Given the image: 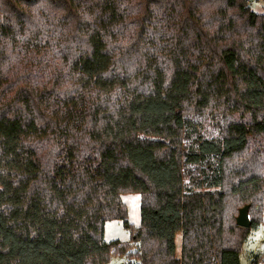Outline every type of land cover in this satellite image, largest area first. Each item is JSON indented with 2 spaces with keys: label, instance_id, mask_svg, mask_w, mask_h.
<instances>
[{
  "label": "trees",
  "instance_id": "trees-1",
  "mask_svg": "<svg viewBox=\"0 0 264 264\" xmlns=\"http://www.w3.org/2000/svg\"><path fill=\"white\" fill-rule=\"evenodd\" d=\"M250 1L0 0V264H240L264 203ZM126 192L140 223L106 241Z\"/></svg>",
  "mask_w": 264,
  "mask_h": 264
},
{
  "label": "rangeland",
  "instance_id": "rangeland-1",
  "mask_svg": "<svg viewBox=\"0 0 264 264\" xmlns=\"http://www.w3.org/2000/svg\"><path fill=\"white\" fill-rule=\"evenodd\" d=\"M250 8L254 12L263 13L264 12V0H251ZM29 72V70H27ZM261 137H253L249 142V149L256 150L259 149L263 155L264 162V141L260 139ZM264 138V137H262ZM121 199L125 203L127 209L126 223L123 220H108L104 224V239L106 241L118 240L120 242H130L131 232L140 223V211L139 203L140 196L138 193L126 192L121 194ZM235 208L233 204L230 209ZM238 215V208L236 207ZM263 221L255 228H251L249 235L242 243L239 259L240 264H258L259 261L264 262V203H263ZM132 247V245L130 246ZM133 248V247H132ZM175 248L176 254H180L181 249V233L177 232L175 234ZM125 257L117 254L111 253L108 261L103 264H123Z\"/></svg>",
  "mask_w": 264,
  "mask_h": 264
},
{
  "label": "water",
  "instance_id": "water-1",
  "mask_svg": "<svg viewBox=\"0 0 264 264\" xmlns=\"http://www.w3.org/2000/svg\"><path fill=\"white\" fill-rule=\"evenodd\" d=\"M236 224L242 227H249L250 221L248 217V205L241 207L236 216Z\"/></svg>",
  "mask_w": 264,
  "mask_h": 264
},
{
  "label": "built area",
  "instance_id": "built-area-1",
  "mask_svg": "<svg viewBox=\"0 0 264 264\" xmlns=\"http://www.w3.org/2000/svg\"><path fill=\"white\" fill-rule=\"evenodd\" d=\"M258 264H264V262L263 261H259Z\"/></svg>",
  "mask_w": 264,
  "mask_h": 264
}]
</instances>
